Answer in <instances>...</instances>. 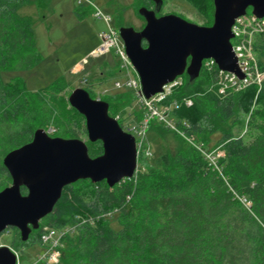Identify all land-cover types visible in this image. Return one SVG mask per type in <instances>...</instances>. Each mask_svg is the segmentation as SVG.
Wrapping results in <instances>:
<instances>
[{
    "label": "trees",
    "instance_id": "1",
    "mask_svg": "<svg viewBox=\"0 0 264 264\" xmlns=\"http://www.w3.org/2000/svg\"><path fill=\"white\" fill-rule=\"evenodd\" d=\"M32 3L0 0V192L12 184L4 158L30 143L38 129L54 124L59 132L51 137L76 136L69 129L70 104L53 89L59 81L31 92L19 76L6 79L42 60L34 22L20 13ZM47 5L50 0L37 2L41 13ZM139 5L150 7L151 0H140ZM254 51L264 73V33L256 37ZM219 74L217 66L203 67L193 81L185 74L184 84L163 101L180 103L172 116L179 126H190V135L221 133L225 155L217 169L202 155L198 160L166 154L156 168L138 171L113 188L81 180L91 187L85 193L89 196L74 184L65 187L53 212L34 230L33 244L40 242L44 228H63L81 217L87 222L67 237L61 264H264V80L224 95L219 92ZM84 89L92 94L87 86ZM185 99L193 105L186 106ZM242 117L248 118V142L226 129ZM87 144L92 158L103 154L101 141ZM22 193L27 190L22 188ZM114 212L119 230L111 226L113 217H102Z\"/></svg>",
    "mask_w": 264,
    "mask_h": 264
},
{
    "label": "water",
    "instance_id": "2",
    "mask_svg": "<svg viewBox=\"0 0 264 264\" xmlns=\"http://www.w3.org/2000/svg\"><path fill=\"white\" fill-rule=\"evenodd\" d=\"M152 1L154 9H139L146 22L142 31L133 27L119 30L147 99L163 92V87L179 76L197 79L204 62L210 59L219 70L245 78L233 50L232 27L249 9L264 18V0H213L211 26H200L175 14L158 16L165 0ZM68 102L84 116L88 141L102 142L103 154L92 158L87 142L51 137L38 129L30 143L4 158L12 184L0 192V236L14 228L20 231L22 241L28 242L69 185L90 180L94 184L106 182L113 188L135 176V137L109 114V104L93 99L84 88L75 89ZM0 264H17L16 253L9 246H0Z\"/></svg>",
    "mask_w": 264,
    "mask_h": 264
},
{
    "label": "rangeland",
    "instance_id": "3",
    "mask_svg": "<svg viewBox=\"0 0 264 264\" xmlns=\"http://www.w3.org/2000/svg\"><path fill=\"white\" fill-rule=\"evenodd\" d=\"M38 1L32 0V5L23 7L20 13L31 17L34 22L37 50L42 60L30 70L16 72L7 76V81L19 76L25 82L27 90L31 92H37L59 81V85L53 89L68 100L75 89L84 88L82 81L87 77L89 80L87 87L92 92L90 96L93 99L107 102L110 106V115L115 117L120 115L124 118L125 123L132 122L135 117H138L137 120L140 121L142 118L140 114L143 111L138 107L134 92L128 89L118 90L115 88V81L125 80V76L119 72L114 54L112 53L100 59L93 57V52L100 45L98 33L106 31L108 28L107 24L93 16L91 7L78 6L72 0H50V6L47 5L46 10L42 13L37 8ZM94 1L105 13L112 15L114 18L113 26L117 31L121 27H133L136 31H140L146 26L145 19L139 15L138 11L140 8L148 6H140V0ZM212 6L213 0H165L158 14L160 16L175 14L194 24L211 26L214 18ZM148 8H155L152 0L151 6ZM124 9L126 10L124 11ZM80 13L82 16L78 15ZM248 13H252V10L249 9ZM249 20H251L250 15L245 18V22ZM254 25L257 26L258 24ZM258 35V33H254L252 37L253 45ZM253 56L256 62V65L252 64V66H255L253 70L263 74L258 65L255 51ZM84 59H88L89 65L86 66L82 73L75 74V67L81 64ZM185 77L184 75L183 80ZM68 109L72 115L69 129L74 131L76 135L74 138L87 142L88 134L85 118L83 119L78 115L70 105ZM232 122L226 125V129L232 130L236 137L243 138L246 142L251 141L247 127L248 118L242 117L240 121ZM162 124H155L153 128H150L147 144L151 149L152 156L151 158H146L145 162H142L143 157H139V160L137 156L138 171L156 168L157 160L166 154L178 155L182 153L199 160L200 155L204 156L196 147V143L199 142L204 143L209 151H215L221 157H224L225 151L220 143L221 133L210 135L205 132L202 135L184 136ZM57 130L58 128L54 124L45 128V131L50 136L55 134ZM206 161L208 165L212 166L207 159ZM85 182L78 181L74 185L85 196H89V194L85 193H88L91 187L87 186ZM245 203L247 206L251 205L248 201H245ZM110 220L111 226L115 230H119L118 215L114 214ZM7 231L0 236V246H9L12 251L18 252L21 264L34 263L37 252L42 248L39 243L37 245L33 244L34 240L37 239L36 231H33L28 242L22 241L21 233L18 229Z\"/></svg>",
    "mask_w": 264,
    "mask_h": 264
},
{
    "label": "built area",
    "instance_id": "4",
    "mask_svg": "<svg viewBox=\"0 0 264 264\" xmlns=\"http://www.w3.org/2000/svg\"><path fill=\"white\" fill-rule=\"evenodd\" d=\"M78 6H88L93 9V16L96 19L103 20L108 28L106 31L98 33L100 39L99 47L93 52V57L100 59L102 57L114 54L117 60V67L119 72L124 74L125 80H116L115 88L118 90L128 89L134 92L137 98L138 107L143 111V117L140 121L133 120L130 123L123 122V130L135 137L137 156L143 158H151L152 152L147 144V136L150 131L151 123L157 121L158 123L165 124L168 128L176 130L184 136H191L188 133L189 125L179 126L172 114L173 111L181 107L180 103L174 102L170 105H163V101L171 96L173 91L183 85V76L177 77L173 82L163 87V92L158 93L147 99L142 91L141 80L136 72L131 59L129 58L126 46L119 31L114 26V18L112 15L105 13L94 0H72ZM250 15L251 20L245 22V18ZM254 24H258L255 26ZM233 50L237 56L239 67L245 74V78L240 79L234 73L224 72L219 70V85L220 94L227 95L228 92H238L251 84L261 85L264 80V73L255 72L253 69L256 65L254 54V45L252 44V37L254 33H264V18H258L253 13H247L246 15L236 19L235 24L232 27ZM89 65L88 59H84L81 64L75 67L74 73L80 74ZM250 65V66H249ZM212 70L216 65L212 59L206 60L203 67ZM89 80L87 77L83 79L82 85L88 86ZM186 106L191 107L193 101L191 99H185ZM118 122L121 121V116L114 117ZM180 130V131H179ZM197 149L204 155L210 164L217 169L218 160L221 158L220 154L215 151H209L204 143H196ZM138 173V165L136 174ZM136 174L134 177H136ZM114 213H108L102 217L112 218ZM87 222L86 219L76 217L75 221L63 228H44L39 245L42 246L41 250L37 252L35 262L32 264H61L63 258V250L65 248V241L68 236L75 235ZM17 264H21L18 252H16Z\"/></svg>",
    "mask_w": 264,
    "mask_h": 264
},
{
    "label": "flooded vegetation",
    "instance_id": "5",
    "mask_svg": "<svg viewBox=\"0 0 264 264\" xmlns=\"http://www.w3.org/2000/svg\"><path fill=\"white\" fill-rule=\"evenodd\" d=\"M159 15V14H158ZM140 31H142V30H140ZM146 46V45H145Z\"/></svg>",
    "mask_w": 264,
    "mask_h": 264
}]
</instances>
